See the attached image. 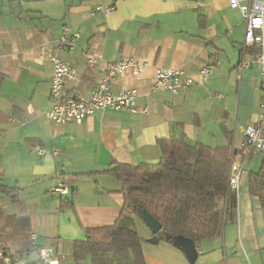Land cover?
<instances>
[{
    "label": "crops",
    "instance_id": "0c3cea01",
    "mask_svg": "<svg viewBox=\"0 0 264 264\" xmlns=\"http://www.w3.org/2000/svg\"><path fill=\"white\" fill-rule=\"evenodd\" d=\"M112 3L106 17L95 11ZM63 25L79 32L69 51L56 47ZM244 30L228 0H0V185L13 190L0 189V250L9 254L0 264H41L44 247L54 248L59 264H93L89 255L74 259L75 243L88 238L85 229L114 224L123 207L121 183L103 171L113 162L157 163L158 139L184 135L190 145L237 149L239 127L256 120L264 86L254 50L242 51ZM42 46L75 68L78 79L66 88L84 95L106 62H145L142 73L111 85L113 92L137 89L136 110L49 122L52 68ZM87 53L103 62L87 68ZM213 59L219 64L205 83L179 94L149 89L156 67L196 76ZM242 61L248 65L238 73ZM35 145L58 154L40 155ZM248 174L244 166L236 209L220 235L196 244L190 259L164 241L143 243L144 264H264V209ZM59 182L68 186L64 195L51 193ZM136 226L139 236L152 237L146 225Z\"/></svg>",
    "mask_w": 264,
    "mask_h": 264
},
{
    "label": "trees",
    "instance_id": "16d2710c",
    "mask_svg": "<svg viewBox=\"0 0 264 264\" xmlns=\"http://www.w3.org/2000/svg\"><path fill=\"white\" fill-rule=\"evenodd\" d=\"M156 143L161 153L157 163L113 162L103 171L121 183L123 207L114 224L85 229L88 238L75 243V260L89 255L93 264H144L141 246L150 242L139 236L136 226L137 221L144 224L143 210L161 225L158 240L179 249L182 240L196 246L221 234L226 214L237 203L226 188L229 147L190 145L184 135ZM251 175L250 191L264 209V157ZM0 189L13 191L2 185Z\"/></svg>",
    "mask_w": 264,
    "mask_h": 264
},
{
    "label": "built area",
    "instance_id": "2783aa9c",
    "mask_svg": "<svg viewBox=\"0 0 264 264\" xmlns=\"http://www.w3.org/2000/svg\"><path fill=\"white\" fill-rule=\"evenodd\" d=\"M228 5L232 9L239 11L245 22L243 34L242 51L254 50L253 58L260 66L261 74H264V0H228ZM115 4L95 7V11L106 17ZM79 37V32L72 30L68 25L62 26V31L56 41V47L63 50H71L75 47ZM42 55H46L52 68L50 78V107L45 111L46 119L54 124L66 122H78L97 112L130 110L135 111V98L137 89H123L118 92L111 90V85L122 76H136L143 72L146 63L134 57H126L117 61L105 63V68L101 76L96 80L95 86L89 95H84L78 91L70 92L66 88L67 83L75 82L78 74L75 68L51 51H45L44 46L40 48ZM97 62H103L99 53H87L85 55V66L92 68ZM219 61L213 59L210 64H205L197 72V75H190L181 68L156 67L153 80L150 84L152 93L166 91L171 94H179L191 88L195 82L205 83L212 73L213 65H218ZM248 64L242 61L238 67V73ZM220 98V95H217ZM143 112L147 108H142ZM240 141L237 149H232L229 153L226 188L236 199L240 191V184L246 159L253 152L264 154V86L261 89V99L259 102V113L254 122L239 127ZM34 150L42 155L49 153L57 156L56 148L46 151L42 146L35 145ZM68 192V186L63 182L57 183L51 193L64 195ZM35 233L30 234L31 239H35ZM38 254L41 264H59L54 255L53 247L39 248ZM7 251L0 250V259L7 260Z\"/></svg>",
    "mask_w": 264,
    "mask_h": 264
},
{
    "label": "water",
    "instance_id": "95a60500",
    "mask_svg": "<svg viewBox=\"0 0 264 264\" xmlns=\"http://www.w3.org/2000/svg\"><path fill=\"white\" fill-rule=\"evenodd\" d=\"M141 217L144 222V224L147 226V228L150 230L152 237L149 239L150 243H157L158 238L156 236V233L160 230L161 225L157 222V220L152 217L147 211L143 210L141 212ZM195 245L191 240L185 239L181 241V247L186 251L188 254V257L190 259V256H193L195 251Z\"/></svg>",
    "mask_w": 264,
    "mask_h": 264
},
{
    "label": "rangeland",
    "instance_id": "374dc122",
    "mask_svg": "<svg viewBox=\"0 0 264 264\" xmlns=\"http://www.w3.org/2000/svg\"><path fill=\"white\" fill-rule=\"evenodd\" d=\"M250 155L254 156V158H257V164H256V166H253L254 163H255V161H254L255 159L253 158L252 161H251L252 156L250 158L248 157L246 159V163L247 164L245 165V170L248 171V173H249L248 174V178L251 179V177H252L251 174L258 172V170L260 168V165H261V161H262V159L264 157V154H261V153H258V152H253ZM251 165L253 166L252 168H251Z\"/></svg>",
    "mask_w": 264,
    "mask_h": 264
}]
</instances>
